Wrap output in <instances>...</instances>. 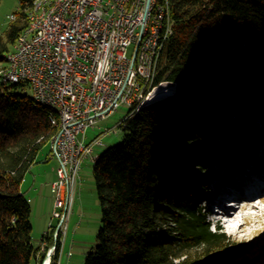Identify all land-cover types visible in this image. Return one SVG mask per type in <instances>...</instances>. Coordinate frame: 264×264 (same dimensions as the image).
<instances>
[{
	"label": "trees",
	"instance_id": "trees-1",
	"mask_svg": "<svg viewBox=\"0 0 264 264\" xmlns=\"http://www.w3.org/2000/svg\"><path fill=\"white\" fill-rule=\"evenodd\" d=\"M31 2L17 0L15 20L0 36V66L28 25ZM167 7L172 33L153 86L170 82L175 89L136 112L131 106L119 124L121 141L94 161L101 224L84 264H205L214 257V264H245L224 257L235 243L206 220L200 194L209 187L195 172L215 177L213 161L232 167V177L243 170L241 153L251 154L249 144L257 142L244 111L257 113L253 98L264 105V0H167ZM25 87L0 86V264H41L50 245V264H58L54 227L33 246L20 190L39 152L50 154L55 132L49 112L17 92Z\"/></svg>",
	"mask_w": 264,
	"mask_h": 264
},
{
	"label": "built area",
	"instance_id": "built-area-1",
	"mask_svg": "<svg viewBox=\"0 0 264 264\" xmlns=\"http://www.w3.org/2000/svg\"><path fill=\"white\" fill-rule=\"evenodd\" d=\"M149 3L61 0L44 21L25 32L20 52L13 56L14 67L2 73L3 81L14 76L33 95L63 112L60 137L50 148V158L57 163L50 187L54 208L60 209L54 214L58 219L54 238L70 212L80 165L91 155V146L100 145L99 137L85 143L86 130L107 118L120 103L136 105L146 91L157 87L153 86L157 64L172 22L163 6L154 17H145ZM143 26H152V35L144 52L138 54V67H131L127 50L135 45Z\"/></svg>",
	"mask_w": 264,
	"mask_h": 264
},
{
	"label": "rangeland",
	"instance_id": "rangeland-1",
	"mask_svg": "<svg viewBox=\"0 0 264 264\" xmlns=\"http://www.w3.org/2000/svg\"><path fill=\"white\" fill-rule=\"evenodd\" d=\"M17 8V0H0V36H3L11 23L8 17L13 15L17 11ZM12 48L10 51H12ZM134 49L133 46L128 48V57L133 55ZM159 85L160 86L157 88L164 87L175 89V86H173L174 83L163 82ZM17 92L29 97L32 95L28 86L24 89H18ZM248 102L250 103V108L254 112H257L252 113L251 110L244 111L245 115L253 119L255 124L254 137L257 139V142L250 143L248 150L250 151L249 153H251L249 157L252 156L250 160L257 164V162L264 160H258L259 155L264 153V119L261 118V115L264 114V105H262L257 98L250 99ZM130 108L131 105L120 103L116 110L107 118L98 121L85 132L84 139L86 140V144H88L87 142L90 143L94 138L99 137L100 145L91 146L92 153L82 161L73 183V203L62 230H59L55 237V239L58 237L60 238L61 244L58 264H84L86 254L92 251L96 246V236L101 224V213L92 175L93 163L96 158L95 155L101 154L105 149L121 141L123 133L122 129L119 128V124L127 116ZM243 123L248 125L249 121L244 120ZM227 146L231 147L230 144ZM241 155L243 157L246 156L244 153H241ZM92 157L94 158L92 159ZM36 161L37 162L25 173L20 190L30 206V222L32 228L31 242L33 246L38 247L42 245L43 236L47 232L50 235L52 231L50 225L52 227L57 226L58 219L54 217V214L59 213L60 209L54 208V196L51 192L49 183L51 180L56 179L57 163L54 159L50 158L48 148H44L39 152ZM209 163L210 167L212 166L218 171V175H215V177H208L211 171L204 172L202 170H196L195 172L201 177L206 176L205 183L209 188L207 189V193L201 191L202 193L200 194L204 199L202 206L205 207H207V199H221L217 195L225 192L226 189L224 187L229 186L227 184L231 180V177H229L227 173L230 172L232 167L225 170L224 167L215 165L213 161H209ZM244 170L245 167H243L242 171L239 170L238 173L240 174ZM218 184H222L224 190L215 191V185ZM258 201H262V203ZM258 201L254 204H260L258 206L259 210H246L243 211L240 216H237L238 218L233 227L237 226V224L243 225L242 232L238 234H236L230 226L224 224L218 225L215 222V214L210 213L206 216V220L210 222L212 229L217 228L215 225L217 224L218 227L230 237L231 241L235 243V246H232L225 254V258L232 257L234 261H242L245 264H264V197L262 196ZM242 203H250V201L244 200ZM252 246H255V248L252 249ZM42 247H44V245ZM53 247L54 249H52ZM44 252L45 256L50 253L52 259L55 246L50 245L47 249H44ZM217 259L218 258L214 257L206 263L214 264L218 261Z\"/></svg>",
	"mask_w": 264,
	"mask_h": 264
},
{
	"label": "bare ground",
	"instance_id": "bare-ground-1",
	"mask_svg": "<svg viewBox=\"0 0 264 264\" xmlns=\"http://www.w3.org/2000/svg\"><path fill=\"white\" fill-rule=\"evenodd\" d=\"M61 0H42L37 3V0H32L31 4L29 5L27 11H26V18L28 25L25 28V30L18 36L12 51L8 52L5 55L4 63L0 66V86L6 85V84H16L20 83V81L14 76H6L4 78V81L2 80V73H6L7 69H12L14 67V59L13 56L17 55V53L20 52L22 42L24 41V34L25 32H29L34 23L36 22H42L44 21L49 14V11L52 8H55L58 5V2ZM69 1H76V0H62V2H69ZM163 6V9L168 10L167 7V0H164L163 3H157V0H150L149 5L147 8H145V17H154L156 15V11H159V8ZM15 20V15L11 17L10 21ZM172 33V25L170 27V36ZM152 35V26H143L141 29V33H138L135 39V45L133 46L134 49V62L131 66V60L132 56L130 57V66L131 67H138V54H142L144 52V44L149 40V37ZM130 46V47H131ZM158 85L157 87H159ZM174 86V85H173ZM156 87V88H157ZM174 88H157L153 92L152 91H146L145 94H143V99L140 101V103L135 105V112L138 111V109L144 105L145 103H149L153 100L159 99L161 97L171 95L174 90ZM152 92V93H151ZM145 102V103H144ZM31 104L34 107H40L44 108L49 112V120L51 125L55 128L54 134L50 137L49 140V147L52 148L53 146V140H58L60 137L61 129H62V121H63V112L61 111V108L57 106L56 104L48 102L44 98L37 97L35 95H31ZM134 106V105H132ZM96 157V156H95ZM94 157H92L93 159ZM97 158V157H96ZM96 158L94 160H96ZM93 160V161H94ZM258 200L250 201V203H242L243 201L239 200L236 202L235 209H229L227 206L222 207L220 212L216 215L215 220L218 222V225H227L232 227L233 231L238 234L242 232L243 225H235V222L237 220V216H240L243 211L246 210H259L260 204H254ZM262 203V201H258ZM256 246V245H255ZM255 246H252V249L255 248ZM49 259H46L45 264H48Z\"/></svg>",
	"mask_w": 264,
	"mask_h": 264
},
{
	"label": "water",
	"instance_id": "water-1",
	"mask_svg": "<svg viewBox=\"0 0 264 264\" xmlns=\"http://www.w3.org/2000/svg\"><path fill=\"white\" fill-rule=\"evenodd\" d=\"M133 62H134V55L132 56L131 66L133 65ZM52 249H54V247H53ZM46 259H49L48 264H50V259H51V254H50V253L46 254L45 259H44V261L42 262V264H45Z\"/></svg>",
	"mask_w": 264,
	"mask_h": 264
},
{
	"label": "crops",
	"instance_id": "crops-1",
	"mask_svg": "<svg viewBox=\"0 0 264 264\" xmlns=\"http://www.w3.org/2000/svg\"><path fill=\"white\" fill-rule=\"evenodd\" d=\"M85 142H86V140H85ZM87 143H89V142H87ZM94 151V150H93ZM94 153V152H93ZM96 157L98 156V155H95ZM55 179H53V180H51V182H49L50 183V185H51V183L54 181ZM50 189H51V187H50Z\"/></svg>",
	"mask_w": 264,
	"mask_h": 264
}]
</instances>
